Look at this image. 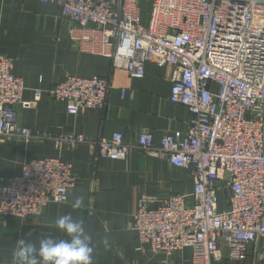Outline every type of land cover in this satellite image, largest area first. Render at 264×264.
Returning <instances> with one entry per match:
<instances>
[{
	"label": "built area",
	"instance_id": "obj_1",
	"mask_svg": "<svg viewBox=\"0 0 264 264\" xmlns=\"http://www.w3.org/2000/svg\"><path fill=\"white\" fill-rule=\"evenodd\" d=\"M40 1L56 2L74 22L79 48L91 44L130 78H143L147 63L164 68L171 102L189 111L188 128L159 144L151 130L134 142L121 132L97 140L35 132L17 121L14 106L31 102L23 101L26 86L13 59L0 54V142L87 143L96 159L126 161L132 150L166 158L192 174L194 189L160 202L141 198L131 228L142 248L168 257L190 250L193 264H264V0H151L145 23L141 0ZM109 89L103 76H66L36 89L34 99L47 92L76 115L104 107ZM78 181L61 157L29 160L0 192V218L38 217L50 203L67 202ZM219 191L226 195L223 209Z\"/></svg>",
	"mask_w": 264,
	"mask_h": 264
},
{
	"label": "crops",
	"instance_id": "obj_2",
	"mask_svg": "<svg viewBox=\"0 0 264 264\" xmlns=\"http://www.w3.org/2000/svg\"><path fill=\"white\" fill-rule=\"evenodd\" d=\"M74 25L54 1L0 0V54L13 59L14 73L26 86L23 101L31 102L29 107L14 106L21 126L50 136L84 134L88 140L121 132L128 142L151 130L155 144L167 133L185 134L190 114L185 106L171 102L172 84L164 68L147 63L145 76L132 79L125 69L114 68L110 57L92 51L91 44L79 48L72 37ZM66 76L108 78L105 106L75 115L67 112L64 101L47 92L35 101L36 89L48 90ZM43 157L71 162L79 181L67 202L50 203L38 217L0 218V264H13L19 239L37 245L42 237L66 239L54 221L69 213L82 219L92 236L93 264H193L190 250H178L170 257L144 250L131 228L144 195L160 202L172 195L191 194L194 179L189 171L138 150H132L126 161L96 159L87 143L58 148L49 139L23 142L7 138L0 142V192L25 162ZM78 197L83 204L73 208ZM192 201L188 197V203Z\"/></svg>",
	"mask_w": 264,
	"mask_h": 264
},
{
	"label": "clouds",
	"instance_id": "obj_3",
	"mask_svg": "<svg viewBox=\"0 0 264 264\" xmlns=\"http://www.w3.org/2000/svg\"><path fill=\"white\" fill-rule=\"evenodd\" d=\"M82 204L83 199L78 197L72 206L80 208ZM54 224L66 234V239L42 237L38 245L28 239H19L13 251V264H93L95 249L84 221L69 213L59 216ZM104 244L107 247V240Z\"/></svg>",
	"mask_w": 264,
	"mask_h": 264
},
{
	"label": "rangeland",
	"instance_id": "obj_4",
	"mask_svg": "<svg viewBox=\"0 0 264 264\" xmlns=\"http://www.w3.org/2000/svg\"><path fill=\"white\" fill-rule=\"evenodd\" d=\"M150 4H151V0H141V15H142V20L145 23V21L147 20L148 16H149V12H150ZM218 197L220 199V204H219V208L223 209L225 207V198L226 195L224 193V191H219L218 192Z\"/></svg>",
	"mask_w": 264,
	"mask_h": 264
}]
</instances>
